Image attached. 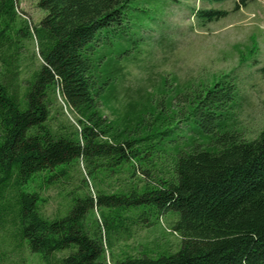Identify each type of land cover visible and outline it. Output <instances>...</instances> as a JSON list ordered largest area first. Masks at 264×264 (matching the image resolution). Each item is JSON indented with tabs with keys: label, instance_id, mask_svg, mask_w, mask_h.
<instances>
[{
	"label": "trees",
	"instance_id": "obj_1",
	"mask_svg": "<svg viewBox=\"0 0 264 264\" xmlns=\"http://www.w3.org/2000/svg\"><path fill=\"white\" fill-rule=\"evenodd\" d=\"M129 1L37 0L45 15L29 27L19 19L17 0H0V211L13 213L17 241L51 264H264V126L245 140L229 124L238 94L231 76L162 88L158 99L147 92L144 101L129 103L116 127L99 110L98 102L114 97L118 59L127 51L112 54L108 28L123 22ZM249 1L234 0L233 10ZM227 13L199 8L193 17L204 26ZM31 38L40 67L20 91L9 63ZM56 93L77 116L69 134L47 124ZM79 161L87 168L127 164L130 177L139 173L146 182L141 190L130 185L75 197L63 216L43 217L38 193L26 188L36 177L55 184ZM159 164L169 166V175L154 171ZM94 205L138 214L142 226L169 210L177 216L172 230L179 249L156 258L107 260L106 235L103 241L100 227L89 233L84 226ZM124 218L113 226L103 218V233H127L136 221ZM62 251L68 253L55 256Z\"/></svg>",
	"mask_w": 264,
	"mask_h": 264
},
{
	"label": "rangeland",
	"instance_id": "obj_2",
	"mask_svg": "<svg viewBox=\"0 0 264 264\" xmlns=\"http://www.w3.org/2000/svg\"><path fill=\"white\" fill-rule=\"evenodd\" d=\"M209 7L225 9L228 13L200 26L193 10ZM233 8L234 0L211 5L200 0H130L123 22L111 26L107 32V46L112 54L121 49L127 51L118 59L122 72L116 80L114 97L105 103L98 102L106 121L114 127L122 125L129 103L144 101L147 92L154 93L158 99L162 88L171 89L176 84L208 81L228 74L238 89L229 108V124L239 138H255L264 126V0H251L240 9ZM17 9L19 19H26L29 27L45 15V10L37 7V0H17ZM19 19L16 28L21 24ZM17 56L10 59L9 67L17 71L15 82L23 91L40 67L35 40H25ZM51 101L47 124L55 132L69 134L77 128L75 111L59 93ZM87 169H90L88 175ZM157 170L165 176L170 172L168 165L159 164L154 169ZM84 177L87 180L83 184ZM145 182L139 173L130 177L127 164L119 168L107 164L87 168L79 161L68 176H58L55 184L45 186L36 177L26 189L38 193L39 212L51 219L63 216L74 204L75 197L122 192L130 185L141 190ZM6 198L13 203L8 193ZM128 216L136 222L127 227V233L110 229L103 233V218L113 226L124 224V217L130 219ZM176 218L168 210L160 216H150L152 223L142 226V217L138 214L124 215L121 211L94 205L86 213L84 226L89 233L100 227L102 240L105 235L108 239L106 258L116 262L128 256L156 258L176 252L180 247V237L172 230ZM15 226L13 213L0 211V264H51L40 253L31 252L17 241ZM67 253L62 251L55 256Z\"/></svg>",
	"mask_w": 264,
	"mask_h": 264
}]
</instances>
